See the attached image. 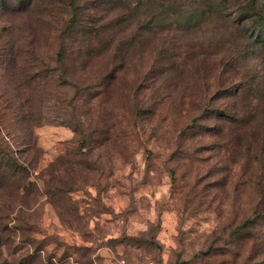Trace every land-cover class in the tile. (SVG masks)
<instances>
[{"label":"rangeland","instance_id":"obj_1","mask_svg":"<svg viewBox=\"0 0 264 264\" xmlns=\"http://www.w3.org/2000/svg\"><path fill=\"white\" fill-rule=\"evenodd\" d=\"M263 46L264 0H0V138L34 145L0 264H264V125L228 117Z\"/></svg>","mask_w":264,"mask_h":264},{"label":"trees","instance_id":"obj_2","mask_svg":"<svg viewBox=\"0 0 264 264\" xmlns=\"http://www.w3.org/2000/svg\"><path fill=\"white\" fill-rule=\"evenodd\" d=\"M159 6V5H158ZM156 4V7H154L152 12L155 11V9L158 7ZM73 19L72 21L76 22V19L78 18V13L75 12L73 14ZM152 19V18H151ZM253 47L256 48V46H249V48L253 49ZM264 49V46L262 47ZM224 54H220L216 52V56H222ZM226 56V53H225ZM228 59L225 60L224 64L226 66H231V62H227ZM250 86H245L243 88L245 93H248V89ZM255 90V89H254ZM248 99L251 97V95L246 96ZM260 95H258L255 99H260ZM254 99V100H255ZM264 100V93L262 94V98ZM9 101V100H7ZM250 105L249 110H242V112H234L232 113L233 116H228L231 123L232 121L235 122L237 125L242 122L246 124V126H250L252 123H259L258 126H261V124L264 125V111L261 112V107L262 105H257L254 102H252ZM25 106V105H24ZM22 107L21 105L16 106L18 107L17 109L15 106H8L6 109L11 110L12 112L15 113V117L19 121V125L25 127L28 124V107ZM21 110L20 113H16L17 111ZM7 113V111H6ZM225 115V114H223ZM9 131L17 129L16 126H9L8 127ZM1 139V138H0ZM2 140V139H1ZM0 140V194L3 192H12V193H18L20 194L21 191L28 192L31 187V184H27V181L29 180V174H30V168L29 164L27 162H23L18 155L16 154L18 151L22 152V156H27L28 153L33 150L34 145L32 144H25L24 142L21 145V149H13V144L6 141L5 139L2 140L1 143ZM29 193V192H28ZM251 220H248L245 222V224L238 229H241L242 227H246L251 224Z\"/></svg>","mask_w":264,"mask_h":264},{"label":"built area","instance_id":"obj_3","mask_svg":"<svg viewBox=\"0 0 264 264\" xmlns=\"http://www.w3.org/2000/svg\"><path fill=\"white\" fill-rule=\"evenodd\" d=\"M147 264H154V263H152V262H149V263H147Z\"/></svg>","mask_w":264,"mask_h":264}]
</instances>
